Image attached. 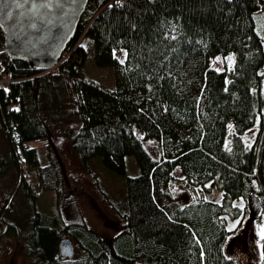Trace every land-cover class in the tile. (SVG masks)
I'll use <instances>...</instances> for the list:
<instances>
[{
	"label": "trees",
	"instance_id": "1",
	"mask_svg": "<svg viewBox=\"0 0 264 264\" xmlns=\"http://www.w3.org/2000/svg\"><path fill=\"white\" fill-rule=\"evenodd\" d=\"M263 10L264 0H90L62 62L49 71L11 59L0 28V130L15 165L26 158L43 191L57 190L53 165H42L32 144L52 145L48 123L36 116L41 103L51 105L47 93L59 109L63 89L80 121L70 143L82 164L99 176L101 158L125 178L104 190L122 220L114 236L40 211L23 175L21 187L33 199L28 229L12 221L15 205L7 198L0 237H21L38 264H239L226 252L227 219L248 213L254 196L264 216V36L255 20ZM82 36L94 40L96 66L115 69L114 89L85 76ZM218 56L232 64L213 68ZM147 141L160 144V158ZM129 155L137 158V176L127 175ZM176 168L197 198L173 193ZM215 189L221 200L201 194ZM65 237L79 256L61 257ZM261 252L264 264V238Z\"/></svg>",
	"mask_w": 264,
	"mask_h": 264
},
{
	"label": "rangeland",
	"instance_id": "2",
	"mask_svg": "<svg viewBox=\"0 0 264 264\" xmlns=\"http://www.w3.org/2000/svg\"><path fill=\"white\" fill-rule=\"evenodd\" d=\"M256 29L264 36V10L255 13ZM78 43L84 45L88 53L85 76L88 79L102 83L111 89L115 88V69L113 67L99 68L95 64L96 47L93 39L82 36ZM1 50V47H0ZM118 59L124 62L126 51L117 52ZM232 57L224 59L218 56L212 61V67L223 71L226 66L232 64ZM55 69V68H54ZM53 70V69H52ZM61 104L59 109H54L52 94L47 93L48 100L41 103V110L37 113L42 117L43 122L48 123L52 135V145L47 142L33 143V147H38L42 165L52 164L56 171L58 182L56 191H43L41 181L38 178V171L32 168L26 158L20 159V170L15 165L11 144L6 134L0 130V208L7 198L15 205L14 219L21 229H28L27 223L32 211L33 199H28L21 187V176L24 175L32 185L34 191L38 193V209L51 216H59L67 222L85 221L91 229L104 235L114 236L120 231L122 220L113 209L106 197L104 190L111 183L121 182L125 178L114 172L106 170L101 158H97V163L104 170L99 176L93 174L84 166L78 153L70 143V136L80 126V121L73 114L70 98H63V89L59 90ZM46 107V108H45ZM41 114V115H40ZM253 137V132H248L245 136L248 140ZM147 148L156 157L160 158V144L157 141H147ZM23 155L22 153H20ZM127 175L137 176L140 174V167L134 155L126 157ZM176 181L172 184V191L176 195L182 194L183 200H192L198 194L185 187L180 181L182 172L176 168L174 172ZM105 180V182L103 181ZM107 185V186H106ZM209 199L221 200L222 192L215 189L212 193H201ZM252 198L247 203L248 213L242 218H228L227 226L231 230L226 252L234 257L239 264H262V233H264V216H253ZM237 205L243 206L242 201H237ZM244 217V218H243ZM252 217V218H251ZM4 230V228H3ZM8 236L0 237L1 264H38L29 256L25 249L23 239L15 234L8 233ZM76 244V243H75ZM79 249L76 256H79Z\"/></svg>",
	"mask_w": 264,
	"mask_h": 264
},
{
	"label": "water",
	"instance_id": "3",
	"mask_svg": "<svg viewBox=\"0 0 264 264\" xmlns=\"http://www.w3.org/2000/svg\"><path fill=\"white\" fill-rule=\"evenodd\" d=\"M89 1L0 0V28L8 56L42 71L57 67L75 37ZM252 205V213L257 215L261 210L258 197H253ZM76 253L74 240L63 238L61 257L72 259Z\"/></svg>",
	"mask_w": 264,
	"mask_h": 264
},
{
	"label": "built area",
	"instance_id": "4",
	"mask_svg": "<svg viewBox=\"0 0 264 264\" xmlns=\"http://www.w3.org/2000/svg\"><path fill=\"white\" fill-rule=\"evenodd\" d=\"M1 84H2V86H5L6 80L1 79Z\"/></svg>",
	"mask_w": 264,
	"mask_h": 264
},
{
	"label": "snow or ice",
	"instance_id": "5",
	"mask_svg": "<svg viewBox=\"0 0 264 264\" xmlns=\"http://www.w3.org/2000/svg\"><path fill=\"white\" fill-rule=\"evenodd\" d=\"M262 238H264V233H262Z\"/></svg>",
	"mask_w": 264,
	"mask_h": 264
}]
</instances>
